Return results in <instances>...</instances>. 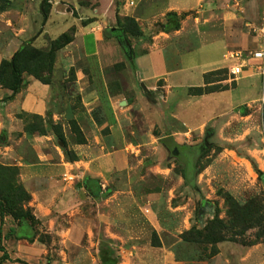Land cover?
<instances>
[{
    "label": "crops",
    "instance_id": "crops-1",
    "mask_svg": "<svg viewBox=\"0 0 264 264\" xmlns=\"http://www.w3.org/2000/svg\"><path fill=\"white\" fill-rule=\"evenodd\" d=\"M57 1L66 5L76 1V6L67 7L65 13L54 6L43 26L38 23L37 14L30 17L17 12L19 19L15 23L6 14L0 16L4 32L14 33L10 42L5 39L1 43L0 39V64L19 51L23 37L36 33V42L47 47L50 41L75 26V40L58 52L55 72L58 79L60 74L75 69V87L88 115L86 127L78 123L86 142L71 143L69 150L75 158L70 159L51 138H36L26 132L27 124L18 115L41 117L46 125L61 116L66 118V113L60 115L56 111L59 99L55 80L43 84L25 75L27 86L8 101L12 92L0 88V163L21 169L22 182L32 197L30 206L34 216L49 236L44 242L34 237L33 228L21 226L20 234L0 240L3 248L0 264H264V248L259 255H248L240 248L225 245L212 260L201 262L198 245L193 247V243L180 237L187 226L181 221L177 223L179 210L169 204H165L164 210L161 206L156 208L151 195L144 197L126 187L127 175H124L129 169L128 152L134 149L124 130L132 122L134 112L140 113L148 132L162 125L173 132L154 136L153 140L167 153L168 159L176 160L166 146L167 140L175 142L176 135L188 136L205 130L210 123L215 125V120L228 117L238 103L221 98L235 88L227 80L217 78L219 72L228 69L234 78L231 70L241 64L243 75L234 78L237 85L241 79L254 77L257 81L253 87H261V94L264 92V59L254 57L255 53L264 51V32L260 28L259 36H253L250 29L251 24L256 26L260 18L263 20V3L242 0V7L234 5L236 11H230L225 8L228 0H88L82 6L79 0ZM132 1L134 6H130ZM183 15L202 27L191 30L196 42L191 51L182 52L175 43L176 37L186 33L184 28L171 34L162 30L150 43L142 39L138 47L147 52L135 56L128 54L112 34L128 37L122 28L123 18L140 22L146 31L160 21L173 25ZM219 39L223 41L217 48L218 55L222 54L231 64L221 66L216 56L208 64L210 67L201 71L202 83L190 84L194 79L191 70L201 69L202 65L191 61L186 67L184 54L205 49ZM238 53L242 54L240 58L232 57ZM122 63L130 70L134 102L123 95V89L114 91L115 81L119 80L116 66ZM207 76L212 80H207ZM136 82L140 88L144 83L151 95L137 89ZM216 86L220 88L211 93L194 92ZM178 89L184 94L177 95ZM261 94L258 92L242 102L257 101ZM205 101L217 104L209 114L205 111ZM100 107L105 108H102L101 124L92 116ZM103 130H109L107 137L100 133ZM177 145L199 148L197 161L203 152L200 146ZM111 146L120 148L109 151ZM178 161L183 169L179 179L186 185L185 168ZM65 175L71 178L70 182L64 183ZM196 178L195 187L186 186L195 189ZM102 186L108 190L98 191Z\"/></svg>",
    "mask_w": 264,
    "mask_h": 264
},
{
    "label": "rangeland",
    "instance_id": "rangeland-1",
    "mask_svg": "<svg viewBox=\"0 0 264 264\" xmlns=\"http://www.w3.org/2000/svg\"><path fill=\"white\" fill-rule=\"evenodd\" d=\"M79 1L82 6L88 0ZM237 1L242 7L243 5L240 3L242 0ZM258 2L261 5L263 0H258ZM72 3L66 5L63 2L62 5L57 0H0V16L6 14L8 19L15 23L19 19L17 12L25 13L30 17L37 14L38 23L43 26L45 20L47 21L51 15L54 6L59 7L62 13H65L67 7L76 6V1ZM234 5L235 0H228L225 3V8L236 11ZM219 9L222 10V7ZM42 10L49 12L47 17H44ZM76 15L78 16V14ZM133 21L123 23L127 30V32L125 31L128 35L126 40L132 56L147 52V49L138 47L142 39L146 43H150L152 37L162 30L170 31L171 34L183 28L186 33L176 37L175 43H178L180 51H191L196 47L195 39L191 37V30L192 28L195 30L202 28L200 23L187 19L186 15L176 19L173 25H166L160 21L154 23L151 29L147 27L146 31L142 29L143 26L140 22L134 19ZM251 25L253 27L250 28L252 35L259 36V29L264 26L263 20L260 18L256 26ZM74 28L76 29L75 26H71L63 32H67V40L71 41L66 46L75 40L77 30L75 32ZM4 30L5 25L0 21L1 43L5 39L7 42L12 41L14 33H7ZM40 35L41 33L38 34V36ZM127 35L125 34V36ZM30 40H33L30 46L42 51L50 50L51 41L47 47H41L36 42V33L32 37L29 35L23 37L21 47ZM222 41V39L217 42L214 40L205 49L184 54L183 59L186 67H189L188 63L191 61H198L202 65L201 69L191 70L194 73V79L191 80L190 84L199 85L202 83L201 71L207 70L210 67L208 64L216 60V56L221 62V66L227 67L231 64L230 61L224 60L222 54L218 55L217 51L219 50L217 48L221 47ZM22 49L20 48L19 51ZM59 51L56 53V59ZM79 56L80 54L77 52V57ZM55 65L50 78L51 84L55 80V89L59 99L56 103V111L60 115L66 113V118L61 116L60 119H54L49 125H46L44 119L42 118V122L41 117L38 118V116H18L27 124L26 127L29 129L27 131L26 128V132L31 133V130L42 131L43 135L37 134V131L32 135L36 138L38 136L51 138L52 143L70 158L71 155H68L67 152L73 154L69 150L71 143L82 144L86 142L78 123L86 127L88 115L78 95V89L75 87V69L60 74L57 79ZM116 71L119 74V80L115 81L117 73L112 76V80L116 82L114 91L118 92L123 89V95L131 98L132 102L136 101L134 86L131 84L130 70H127L126 64L117 65ZM218 76L217 78L230 82L228 84L231 88H235L221 96L222 99L223 96L227 100L230 99L231 103L238 102L232 107L228 117L215 120V125L210 123L205 130L194 131L188 136L176 135L174 137L177 144H189L203 148L197 164V187L195 189L180 182L179 177L183 171L181 164L173 157L168 159L167 153L153 140L154 136L162 137L167 133H173L171 130L162 125V127L148 132L142 116L137 112H134L132 122L128 123L124 130L125 135L130 139V143L134 145V149L128 152L129 169L127 170L128 173L124 174L125 177L127 175V186H125L144 195V197L151 195L156 208L161 206L164 210L165 204H169L172 209L179 210L180 216L177 223L181 221L184 227L187 226L180 237L183 236V240L184 236L188 239L195 238L198 240L190 242L193 243V247L195 244L198 245L201 262L212 260L221 252L223 245L240 248L248 255L252 253L256 255L261 251V248H264V99L263 101L261 99L264 92L261 94V87H253L257 81L254 77L241 79L237 85L238 81H234L228 69L219 72ZM209 78L212 80L211 77H208L207 80ZM8 79L12 80L10 76ZM215 80L217 79L215 78ZM135 87L141 89L137 82ZM216 87L220 88L219 86ZM258 92L261 95L257 101L242 102L254 94L257 95ZM183 94V90L178 89L177 95ZM215 106H217L216 103L207 101L206 110H202L209 114V111L214 110ZM102 108L105 109L100 107L92 112L93 118L100 124L103 121L101 120V118L103 119ZM118 109L121 107L118 106ZM227 118L229 121L226 120ZM89 133L90 131L87 134ZM100 133L107 137L110 132L103 130ZM43 140L46 142L47 139L43 137ZM111 147H109V151L120 148ZM5 169L13 170V176L10 177L5 174ZM64 183L66 182L64 181ZM21 184L24 186L21 179V169L18 166L0 163V210L3 211L2 215L0 214V240L2 241L4 236H17L21 232V226L25 225L33 228L35 238L38 237L44 242L48 241L49 236L44 233L45 230L40 221L36 220L33 208L30 206L29 196L25 193L26 188L24 186L25 190L21 189ZM107 190V187H104V191ZM19 216H25V220H19ZM0 249H3L1 243ZM4 257H8V255Z\"/></svg>",
    "mask_w": 264,
    "mask_h": 264
},
{
    "label": "trees",
    "instance_id": "trees-1",
    "mask_svg": "<svg viewBox=\"0 0 264 264\" xmlns=\"http://www.w3.org/2000/svg\"><path fill=\"white\" fill-rule=\"evenodd\" d=\"M42 13L44 17H47V15L49 14V12L47 13L45 10H42ZM122 21L126 23L129 21H133V19L123 18ZM133 23L135 22L133 21ZM122 28H124V31L127 32L124 25L122 26ZM74 30L76 32L75 28ZM66 33H63L57 39L51 41V47L49 51H42L33 46H29L15 53V55L11 59L9 60L6 59L2 61V63L0 64V88L6 89L12 92V95L9 98H7V101L13 99L17 93H19L22 89H24L27 86V83L24 80V74H28L30 76L35 77L36 79L41 81L43 84H51L52 81L50 77L54 71L56 53L57 51L61 50L63 47H65L67 44L71 42L67 40ZM116 33H112V34L115 35V37L119 39V41L121 42L126 52H128L129 54L130 52H129L127 40L124 38L123 35L122 36L120 34L117 35ZM9 76L12 78V80L8 79ZM218 89H219L218 87H206L205 89L198 88L194 92L197 95H203L206 93H211ZM40 119L42 120V118ZM28 129L29 128L27 127V131ZM36 131H37V134L43 135L42 131L40 130H34V131L31 130L30 132L34 134ZM67 154L71 155V157L69 156L70 159L75 158L73 154H69V152H67ZM197 164H198V161H197ZM197 164L193 168L191 174H188L187 172L184 173L185 183L188 186L195 187V178L197 176ZM4 173L8 174V176L10 177L13 176V170L11 169H5ZM20 187L21 189L25 190L23 185ZM98 191L102 192L101 187L98 188ZM25 193L29 196V200L31 201L32 197L28 193L27 190H25ZM104 193L102 194L104 196H107V193L106 194ZM2 213L3 211L0 210L1 215ZM18 218L19 220H25V216H19ZM182 239H183V236H182ZM184 240L189 241V242L190 241L193 242V240L198 241L195 238L188 239L185 236H184Z\"/></svg>",
    "mask_w": 264,
    "mask_h": 264
},
{
    "label": "flooded vegetation",
    "instance_id": "flooded-vegetation-1",
    "mask_svg": "<svg viewBox=\"0 0 264 264\" xmlns=\"http://www.w3.org/2000/svg\"><path fill=\"white\" fill-rule=\"evenodd\" d=\"M166 146L169 152L180 162L183 163L185 172L192 173L193 168L197 164V158L199 156V148H190L187 146H179L173 141L167 140Z\"/></svg>",
    "mask_w": 264,
    "mask_h": 264
},
{
    "label": "built area",
    "instance_id": "built-area-1",
    "mask_svg": "<svg viewBox=\"0 0 264 264\" xmlns=\"http://www.w3.org/2000/svg\"><path fill=\"white\" fill-rule=\"evenodd\" d=\"M135 3L134 1H132L130 3V6H134ZM235 6L237 7H240V4H239V1L235 0ZM263 22H264V0H263ZM261 31L264 32V26L261 28ZM242 56V54L238 53V54H233L232 57H237V58H240ZM254 57L256 59H264V51L262 52H258V53H255L254 54ZM231 75L234 77V78H239L243 75V66L241 64H237L232 70H231ZM70 177L65 175L64 176V181L66 183L70 182L71 179H69ZM103 191H104V187H103Z\"/></svg>",
    "mask_w": 264,
    "mask_h": 264
},
{
    "label": "water",
    "instance_id": "water-1",
    "mask_svg": "<svg viewBox=\"0 0 264 264\" xmlns=\"http://www.w3.org/2000/svg\"><path fill=\"white\" fill-rule=\"evenodd\" d=\"M32 42H33V40H30V41L27 42L24 46H22L21 49L24 48V47H28V46H30V45L32 44ZM141 88H142V89H143L148 95H151V92L148 91V89H147V87L145 86L144 83H141Z\"/></svg>",
    "mask_w": 264,
    "mask_h": 264
}]
</instances>
